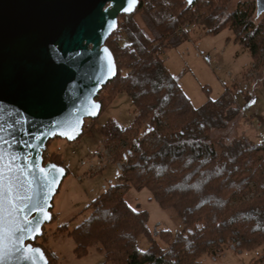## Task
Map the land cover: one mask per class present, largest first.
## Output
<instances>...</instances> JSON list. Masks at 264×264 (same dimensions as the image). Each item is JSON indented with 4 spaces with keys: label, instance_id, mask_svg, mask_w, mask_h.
<instances>
[{
    "label": "trees",
    "instance_id": "16d2710c",
    "mask_svg": "<svg viewBox=\"0 0 264 264\" xmlns=\"http://www.w3.org/2000/svg\"><path fill=\"white\" fill-rule=\"evenodd\" d=\"M230 1L195 0L188 5L186 0H139L135 12L121 19L115 39L106 42L117 74L95 100L102 110L124 91L135 116L125 127L111 119L100 127L101 144L120 168L117 180L89 203L90 213L79 224L58 227L72 238L76 257L96 248L103 254L100 264H201L203 255L228 248L257 251L248 264L264 263V139L240 144L232 153L219 150L211 131L224 127V117L237 109L225 101L226 94L194 107L158 49L162 41L184 34L179 31L183 24L202 26L209 33L226 27L259 68L264 63V15L257 23L253 18L264 10L256 0H239L230 9ZM136 13L152 37L136 22ZM147 123L150 129L142 134ZM43 157V163L62 165L60 155L48 147ZM142 189L158 207L175 212L183 222L178 233L149 230L148 212L126 200L129 190ZM45 231L43 226L41 237ZM39 239L33 244L43 249L48 264H58ZM140 239L148 243L145 249L139 248Z\"/></svg>",
    "mask_w": 264,
    "mask_h": 264
},
{
    "label": "water",
    "instance_id": "95a60500",
    "mask_svg": "<svg viewBox=\"0 0 264 264\" xmlns=\"http://www.w3.org/2000/svg\"><path fill=\"white\" fill-rule=\"evenodd\" d=\"M256 2L264 10V0ZM138 5L136 0L132 11L125 12L129 0H0V106L14 109L15 119L24 121V130L16 132L11 145L17 160L11 173L5 165L3 175V264L49 263L33 242L51 221L52 200L66 170L51 161L43 163L44 151L55 137L77 139L85 120L99 115L101 102L95 97L117 74L114 56L104 42L117 28L118 16L133 14ZM4 151L7 160L8 149ZM41 167L48 174L47 182ZM27 196L32 199H23ZM13 198L17 207L27 204V208L10 216ZM33 204L43 207L48 218L33 211ZM25 217L33 221L26 225L29 231L9 234L7 230L23 224Z\"/></svg>",
    "mask_w": 264,
    "mask_h": 264
},
{
    "label": "rangeland",
    "instance_id": "374dc122",
    "mask_svg": "<svg viewBox=\"0 0 264 264\" xmlns=\"http://www.w3.org/2000/svg\"><path fill=\"white\" fill-rule=\"evenodd\" d=\"M239 0L230 1V9ZM259 17L253 18L258 22ZM134 19L152 37L147 23L136 13ZM185 25V24H183ZM184 34H177L159 44L160 57L171 75L178 81L194 107L207 100L222 99L237 109L235 115L225 118L224 127L211 131V140L219 150L232 153L240 144H253L264 139V63L254 68L250 53L234 41L229 28L215 33L198 25H188ZM183 31V32H184ZM135 116L129 95L117 93L112 102L103 107L94 119H86L82 134L73 141L55 137L48 142V150L60 155L66 174L53 197L51 221L44 225L45 237L37 242L48 247L58 258V264H100L103 254L96 248L78 258L73 253L72 238L60 226L72 229L90 213L89 203L114 184L120 172L119 165L111 162V152L101 144L100 127L108 120L125 127ZM150 129L145 124L141 133ZM151 198L148 190H129L127 202L136 209L148 212V228L152 233L169 230L173 235L183 228V222L172 210H163ZM148 243L140 239L138 246ZM257 251L236 253L228 248L214 255H203L201 264H248ZM264 264V263H263Z\"/></svg>",
    "mask_w": 264,
    "mask_h": 264
},
{
    "label": "snow or ice",
    "instance_id": "6c2138e0",
    "mask_svg": "<svg viewBox=\"0 0 264 264\" xmlns=\"http://www.w3.org/2000/svg\"><path fill=\"white\" fill-rule=\"evenodd\" d=\"M191 2V0H189ZM136 0H129V6L124 9L125 12H131L132 11V4H135ZM108 7H112L111 4L108 5ZM108 11V8H105V12ZM112 25H109L111 27ZM109 71V69L106 67L105 72ZM100 79H103V76L99 77L98 82ZM94 114V113H93ZM17 115L16 111L14 109L5 110L3 106H0V236H2L4 229L2 227L3 225V219H4V189H3V175H4V169L5 165H8L9 173L13 170V165L15 164V161L17 160L16 155H12L16 151L14 147H12V141L15 140V134L16 132L23 131L22 125L24 123L23 120L15 119V116ZM17 125H21V127H17ZM7 132L8 136L6 137L4 133ZM74 138V137H69ZM35 139V137H34ZM16 143H20V141H16ZM25 146L27 145V142H25ZM5 149H8V157L7 160L5 158ZM27 162V157H21ZM23 166H21L22 168ZM55 168V166H52ZM40 173L44 176L45 181L47 182V176L48 174L45 173V170L43 167L39 169ZM60 172L63 171V169L59 170ZM52 183H55V177L52 178ZM12 189L9 188V192H11ZM35 194V193H33ZM23 199L31 200L32 196L24 197ZM44 201H47V195L43 197ZM10 210L9 215H15L19 212H23L25 208H27V204H24L22 207H17L15 203V198L9 201ZM33 211H39L41 212L45 218H48L47 212L44 210L43 207L37 206L36 204H33ZM33 223V221L28 220L27 217L24 218L23 224L17 223L14 228L8 229L9 234H14L15 231H20L21 233L29 231V229L26 227V225ZM23 237H21V240L18 242L22 243ZM39 251V250H37ZM5 258V253L2 248H0V264H3V260Z\"/></svg>",
    "mask_w": 264,
    "mask_h": 264
},
{
    "label": "flooded vegetation",
    "instance_id": "af4514ba",
    "mask_svg": "<svg viewBox=\"0 0 264 264\" xmlns=\"http://www.w3.org/2000/svg\"><path fill=\"white\" fill-rule=\"evenodd\" d=\"M129 15H126V14H120L119 16H118V19H117V28L115 29V30H113L112 32H111V34L107 37V39L105 40V42H104V44H105V46H107L106 45V42L108 41V40H112V39H115V37H116V31H117V29H118V27H119V23L121 22V19L123 18V17H128ZM36 246H38V245H36ZM40 247V246H39Z\"/></svg>",
    "mask_w": 264,
    "mask_h": 264
},
{
    "label": "built area",
    "instance_id": "2783aa9c",
    "mask_svg": "<svg viewBox=\"0 0 264 264\" xmlns=\"http://www.w3.org/2000/svg\"><path fill=\"white\" fill-rule=\"evenodd\" d=\"M186 28H187V24H185V25H181V26L179 27V31H184ZM130 51H131V50H130Z\"/></svg>",
    "mask_w": 264,
    "mask_h": 264
}]
</instances>
